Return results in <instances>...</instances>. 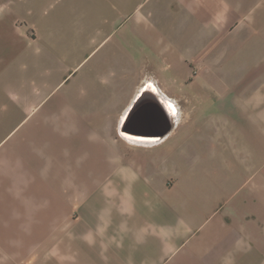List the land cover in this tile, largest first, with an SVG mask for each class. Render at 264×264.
Returning a JSON list of instances; mask_svg holds the SVG:
<instances>
[{
  "label": "crops",
  "instance_id": "1",
  "mask_svg": "<svg viewBox=\"0 0 264 264\" xmlns=\"http://www.w3.org/2000/svg\"><path fill=\"white\" fill-rule=\"evenodd\" d=\"M36 1L0 0V264H264V0Z\"/></svg>",
  "mask_w": 264,
  "mask_h": 264
},
{
  "label": "rangeland",
  "instance_id": "2",
  "mask_svg": "<svg viewBox=\"0 0 264 264\" xmlns=\"http://www.w3.org/2000/svg\"><path fill=\"white\" fill-rule=\"evenodd\" d=\"M72 0H37V4L38 5H43V4H48L51 2V9L56 8L58 5L60 4H70ZM73 1H78L81 2L83 0H73ZM85 1V0H84ZM93 20L95 22L96 28L98 26V22L97 21V17L96 15H94ZM95 34H97V32H94ZM103 33H101V37H102ZM101 44L96 51L94 52V54H92V60L93 59H97L100 54L106 50V47L104 46L102 48ZM84 47V45L79 46V51H81V49ZM233 59L230 58H224V67L226 69V72L223 73V75H219L218 78L220 79V81L223 82L224 87L228 88V89H222V90H216V89H208V90H191V104L188 105L186 108V110L188 112H190V114L192 116L194 115H202V114H211V113H222L223 108H228L230 109V111L234 110L233 106H225V107H221V106H216V104H214V101L216 100V98H223V99H228V101H230L231 103H234V90H231V86H234V73H230V71H234V61H232ZM192 80H206V81H213L214 79V75H206V79L203 78V76L199 77L200 75L198 73H192ZM232 82V83H231ZM176 95H178L177 91H176ZM227 110H224L223 113H226ZM234 112V111H233Z\"/></svg>",
  "mask_w": 264,
  "mask_h": 264
},
{
  "label": "water",
  "instance_id": "3",
  "mask_svg": "<svg viewBox=\"0 0 264 264\" xmlns=\"http://www.w3.org/2000/svg\"><path fill=\"white\" fill-rule=\"evenodd\" d=\"M154 97V96H153Z\"/></svg>",
  "mask_w": 264,
  "mask_h": 264
}]
</instances>
